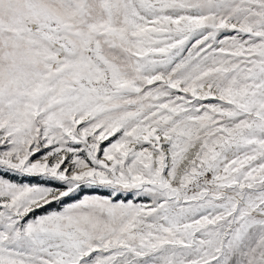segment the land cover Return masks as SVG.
Masks as SVG:
<instances>
[{
  "label": "snow or ice",
  "instance_id": "snow-or-ice-1",
  "mask_svg": "<svg viewBox=\"0 0 264 264\" xmlns=\"http://www.w3.org/2000/svg\"><path fill=\"white\" fill-rule=\"evenodd\" d=\"M0 264H264V0H0Z\"/></svg>",
  "mask_w": 264,
  "mask_h": 264
}]
</instances>
